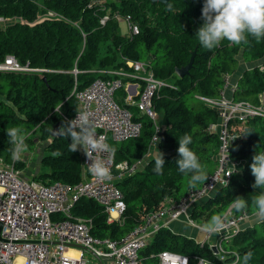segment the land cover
Listing matches in <instances>:
<instances>
[{"label":"trees","instance_id":"obj_1","mask_svg":"<svg viewBox=\"0 0 264 264\" xmlns=\"http://www.w3.org/2000/svg\"><path fill=\"white\" fill-rule=\"evenodd\" d=\"M99 1L103 4L99 5ZM168 3L169 10L146 0H0V17L10 21L0 25V63L6 56H13L21 65L52 71L0 73V156L20 171L25 168L23 160L11 158L6 133L13 126L22 125L28 130L29 146L34 139L46 143L40 160L44 171L30 181L72 186L86 177L81 164L83 150L72 153L68 138L53 135L54 126L59 123V129L78 110L77 101L71 95L75 84L81 91L98 78L110 79L113 76L95 71L128 70L125 60H130L149 62L155 77L168 85L152 101L160 126L157 147L165 160L162 174L154 171L153 156L133 175L115 181L126 203L120 225L106 224L102 208L93 201L81 199L74 206L75 215L92 220L91 232L96 237L124 236L142 222L145 213L158 210L167 198L178 201L191 188L176 164L179 159L177 141L185 133L192 136L189 147L206 166L207 175L215 170L219 140L210 127L217 124L218 111L202 99H218L223 75H230V84L237 87L233 95L235 101L256 106L264 93V39L249 38V42L241 46L225 40L210 51L203 48L195 36L203 23L204 0H169ZM48 12L55 16L49 17ZM104 15L109 17L101 25ZM114 15L130 16L138 27V35L131 39L121 36ZM194 51L189 75L179 78L175 70L186 66ZM238 57L251 69L237 71ZM235 73L241 76L232 84L231 77ZM124 95L121 89L117 98ZM128 108L133 112V121L142 123V130L136 139L109 143L116 148L115 163L132 164L142 159L154 133L149 119L140 116L134 108ZM229 130L237 136L230 156L241 163L240 168L227 187L216 189L212 198L192 209L190 219L199 220L202 225L215 214L223 215L236 196L249 202L244 212L254 215L251 201L261 191L252 187L254 177L249 166L256 146L264 148V118H234ZM56 151L61 155L54 157L52 153ZM165 250L187 256L190 264H194V257L233 264L234 255L238 257L235 264H241L247 252L253 253L249 264H264V223L241 229L229 245H224L227 254L222 262L215 260L206 244L200 246L167 229L159 231L140 256L144 264H157L155 255Z\"/></svg>","mask_w":264,"mask_h":264},{"label":"built area","instance_id":"obj_2","mask_svg":"<svg viewBox=\"0 0 264 264\" xmlns=\"http://www.w3.org/2000/svg\"><path fill=\"white\" fill-rule=\"evenodd\" d=\"M47 15L55 16L51 12ZM114 18L126 25L128 39L138 35V27L130 16L114 15ZM107 20L104 17L100 24L104 25ZM9 22L0 17V25ZM125 64L128 70L95 71L113 77L98 78L81 91L74 85L71 95L77 101L78 110L70 120L75 119L77 114L86 112L97 136L106 137L108 143H122L136 139L141 134L142 123L133 121V112L128 108L131 107L152 122L154 133L150 145L155 146L160 126L152 101L168 85L155 77L149 62L125 60ZM47 72L52 71L21 65L13 56H6L0 63V73ZM222 82L223 88L218 99H202L218 111V122L210 127L216 131L219 140L215 170L198 188L187 189L178 201L167 198L158 210L145 213L142 222L120 238L94 236L91 232L92 220L75 215L73 209L81 199L90 200L102 208L106 224H122L126 203L115 181L136 173V162L115 163L114 156L108 153L94 154L102 156L111 169L112 179L100 182L84 166L90 165L91 161L83 152L81 164L86 177L71 186L61 182L43 184L28 181L22 177V171L16 169L13 163H6L0 156V264H144L140 253L149 246L159 231L169 230L171 222L184 216L189 225L195 226L190 215L187 216L191 205L216 189L225 187L224 179L228 185L231 177L239 171L241 163L230 156L231 145L237 138L230 133V121L234 118H264V93L259 96V105L253 106L245 101L233 100L237 87L230 84V75H223ZM121 89L125 95L119 99L117 96ZM233 164L236 172L226 176L229 166ZM115 171L117 174H114ZM222 216L225 217V228L219 234H212L216 235V240L210 242L212 235L201 228L206 237L204 241L197 243L200 246L206 244L219 262L227 254L224 245H229L232 238L240 232L241 225L255 215H248L244 211L236 213L230 205ZM69 250L78 254L70 256ZM88 253L95 263L85 259L84 255ZM234 256L233 264L238 261V257ZM155 258L157 264H190L187 256L166 250L157 253ZM200 258L203 257H194V264H198ZM206 260L209 264H219Z\"/></svg>","mask_w":264,"mask_h":264},{"label":"clouds","instance_id":"obj_3","mask_svg":"<svg viewBox=\"0 0 264 264\" xmlns=\"http://www.w3.org/2000/svg\"><path fill=\"white\" fill-rule=\"evenodd\" d=\"M203 23L197 28L195 36L199 44L208 50L218 47L222 41H228L235 46L246 45L249 38L256 41L264 39V0H204L201 10ZM70 140L69 150L74 153L83 150L85 156L91 161L86 166L87 171L98 181L103 182L112 179L111 169L100 155L108 153L115 155L116 148L107 142L104 136H97L93 123L86 112L76 115V118L64 122L61 127L54 131ZM7 137L11 145V158L19 161L29 151L26 142L29 136L28 130L17 125L7 130ZM157 143L160 142L156 137ZM192 136L185 133L178 141L176 161L178 171L187 177L189 187L195 189L208 179L206 166L200 162V158L189 145L192 144ZM154 152V171L162 174L164 169V154L157 150ZM228 148V147H227ZM226 148V150H227ZM256 153L252 156L250 171L254 177L253 189H260L251 201V207L258 222L264 223V148L256 146ZM54 157L61 155L59 151L53 152ZM236 172V166L230 165L226 176ZM224 186L227 181L224 179ZM231 207L236 211H245L249 208V202L236 196ZM225 228V217L220 214L213 215L210 220L202 225L204 232L212 235L219 234ZM253 259V253L247 252L241 258V264H249ZM186 261V258H185ZM198 264H209L200 258Z\"/></svg>","mask_w":264,"mask_h":264},{"label":"rangeland","instance_id":"obj_4","mask_svg":"<svg viewBox=\"0 0 264 264\" xmlns=\"http://www.w3.org/2000/svg\"><path fill=\"white\" fill-rule=\"evenodd\" d=\"M99 5L103 4V1L98 2ZM108 19V15H104ZM102 17L101 19H104ZM116 22L119 25V33L121 36H126L127 34V27L124 23L121 21L116 20ZM238 62H240V58L238 57ZM250 65L244 64L240 62L237 67V71H243L245 70L246 67H249ZM46 146V143L39 141L37 139H34V143H32L29 146V151L23 156L21 160L25 162V168L22 170V177L28 181L31 180V177H34L36 174L41 173L44 171L42 166L40 165V160L44 155V148ZM117 174V171L114 172V174ZM215 194V191L209 193L206 197L197 200L194 202L191 207L187 211V216L191 215V211L194 207L203 205L209 198H212ZM186 217H181L177 221L171 222L168 225V229L173 232L174 234H179L188 238H195L199 239L200 242L203 241L204 235L203 232L201 231L202 224L199 220H193V224L195 226L189 225V223L186 222L185 220ZM182 226V229H179L177 224ZM176 224V225H175ZM195 233H198V236H194ZM216 236V235H215ZM85 259L87 260H92V256L88 253L85 254ZM92 263H95L92 260Z\"/></svg>","mask_w":264,"mask_h":264},{"label":"crops","instance_id":"obj_5","mask_svg":"<svg viewBox=\"0 0 264 264\" xmlns=\"http://www.w3.org/2000/svg\"><path fill=\"white\" fill-rule=\"evenodd\" d=\"M240 62H241V61H240ZM250 69H251L250 66L245 68V70H250ZM237 73H239V72H237ZM237 73L233 74V77H231V82H232V84H235V83H236V80L241 76V74L238 75ZM156 148H157V150H158L157 145H156ZM154 152H155V146H152V145L149 144V146H148V150L146 151V153H145V155L143 156V158L140 159V160L135 161V162L138 164V169H139V170L142 169V168L144 167V165L146 164V162L154 156ZM135 162H134V163H135ZM186 222H187V221H186ZM187 223H188V222H187ZM258 223H262V222H258L255 216H254V217H251L249 220L245 221V222L241 225V229L243 230L244 228L254 226V225L258 224ZM176 224H177V223H176ZM176 224H175V225H176ZM177 226H178L179 229H182V226H181V225L177 224ZM172 233H173V232H172ZM176 235H179V234H176ZM203 235H204V239H203V241H204V240H205V237H206L204 232H203ZM179 236H182V235H179ZM194 236H195V237L198 236V233H195ZM183 237H185V236H183ZM187 238H188V237H187ZM190 239L194 240L195 243L200 242L199 239H195V238H190ZM215 240H216V236H215V235L210 236V238H209V241H210V242H211V241H215ZM68 254H69L70 256H76L78 253H77L76 251L69 250Z\"/></svg>","mask_w":264,"mask_h":264},{"label":"water","instance_id":"obj_6","mask_svg":"<svg viewBox=\"0 0 264 264\" xmlns=\"http://www.w3.org/2000/svg\"><path fill=\"white\" fill-rule=\"evenodd\" d=\"M146 1H148L151 5H154V4H161V5H163L167 10L170 9L169 3H168L169 0H146ZM194 57H195V51L192 53V56H191V58H190V60H189V62H188V64H187L186 66H184V67H182V68H180V69H176V70H175V73H176V75H177L179 78H183V77L189 75V71H190V69L193 67ZM59 125H60V124L58 123V124H56V125L54 126V128H53V129H54V130H53V135H55V136H59V135H60V134L54 132V131H57V130H58ZM83 250H85V249H83Z\"/></svg>","mask_w":264,"mask_h":264}]
</instances>
